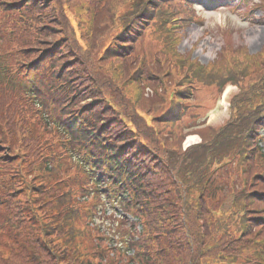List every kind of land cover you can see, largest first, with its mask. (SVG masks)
I'll return each mask as SVG.
<instances>
[{
    "label": "trees",
    "instance_id": "obj_1",
    "mask_svg": "<svg viewBox=\"0 0 264 264\" xmlns=\"http://www.w3.org/2000/svg\"><path fill=\"white\" fill-rule=\"evenodd\" d=\"M132 1L136 3L135 8L139 12L144 11L142 0H108L105 10L98 15L95 22L87 26L82 23L81 18L78 19L75 14H67L65 11L64 33L71 46L77 50L80 57L90 63L92 69L102 68L105 72L97 75L99 83L103 86L104 96L171 167V176L177 182L171 186L175 188L173 196L177 206L173 203L171 194L160 193L154 203L157 212L154 211L151 217L155 227H161L167 232L171 247L161 264H264V225L254 215L263 205L259 198L260 193L264 191V181L259 177L260 168L256 166L250 153L254 144L252 145L253 140L248 134L249 126L255 121L259 125L258 121L264 115V69L255 67L253 74L258 79L248 88L239 83L241 77L248 75H241L236 61L233 68L227 69L228 65L224 60L211 69V77L218 85L232 77L244 90L233 99L232 123L222 128L199 129L201 131L198 134L203 139L202 148L212 155L215 154L214 149L237 146L235 150L247 155L248 159L245 160L244 156H241L244 159L241 160L242 176L236 183H231L226 197L210 204V201L208 203L202 197L206 192L195 177L192 175V181L185 180L179 173L182 157L185 155L181 144L187 133L182 132V139L168 146L167 142H170L172 137H177L169 127H179V122L163 123L161 119H154V112L157 109L162 111L166 95L175 85L183 82L180 79L176 81V77L166 65L156 64L153 74L160 79L152 83L151 87L157 95L147 99L141 83L130 79L128 62L106 61L98 64L90 61V53L103 45L112 25L116 23L114 20ZM102 16L104 18H101ZM108 23L110 25L107 28ZM160 80L164 82L161 83ZM250 82L248 81L246 86ZM161 88L163 93L159 94ZM229 129H232V132H229ZM246 250L247 255L244 254Z\"/></svg>",
    "mask_w": 264,
    "mask_h": 264
},
{
    "label": "rangeland",
    "instance_id": "obj_2",
    "mask_svg": "<svg viewBox=\"0 0 264 264\" xmlns=\"http://www.w3.org/2000/svg\"><path fill=\"white\" fill-rule=\"evenodd\" d=\"M85 7L87 10L89 9V4L87 1L79 2L76 7L72 9V12L77 15L78 7ZM207 17V21L203 25H189L185 29V36L183 41L181 40L177 50L179 52H187L190 53L194 59H199L204 64H208L209 62H215L216 57L217 60L223 56V50L226 48L227 44L225 41H231L232 46H235L239 49H243L244 51L248 50L251 55H255L257 53L264 51V26L260 24L259 18L262 16V13H257L253 16L249 21L244 22L242 20V15H233L231 14V10L228 9L223 12L216 13H208L204 14ZM101 18H104L102 16ZM231 19L232 23V33L223 34V30L225 31L223 26L226 25V22ZM109 23L107 24V28L109 27ZM146 39H141L137 43V47L135 50L136 54L145 53L146 50L149 54L153 51L150 49L151 41H147ZM96 58L100 57L102 54V50H99V47L94 51ZM228 96H225L224 99L220 100V102L216 106H210L214 108L208 115L204 113L203 110H198L197 113H201L202 117L199 123H202L204 119H207V123L212 126H220L222 125L230 116L229 109L227 105L229 104V98L232 94H234L237 89L235 87H228ZM214 92V94H212ZM152 96V95H150ZM206 96V100H203V97ZM218 93L216 90L206 89L202 93H198L196 99H199L205 105H210L213 98L217 97ZM146 98V97H145ZM153 98V97H152ZM151 99V98H149ZM166 108V110H164ZM162 111H165L163 118L164 119H174L176 114V109H171L170 103H166L161 108ZM160 110L157 109L154 112V119H158L161 115ZM150 111H148L149 113ZM192 114V111H191ZM186 120L183 121L179 127H169V130L174 132L177 137L171 141L167 142L168 146L172 143H178L181 140V134L189 133H200L201 130L195 129L192 121V117H185ZM188 129V130H187ZM183 132V133H182ZM183 136V135H182ZM165 137H167L165 135ZM180 138V139H179ZM244 252L245 255L248 254Z\"/></svg>",
    "mask_w": 264,
    "mask_h": 264
},
{
    "label": "bare ground",
    "instance_id": "obj_3",
    "mask_svg": "<svg viewBox=\"0 0 264 264\" xmlns=\"http://www.w3.org/2000/svg\"><path fill=\"white\" fill-rule=\"evenodd\" d=\"M199 137L196 136V134H191V136L187 139V142L185 145H189L191 143H194L196 141H198Z\"/></svg>",
    "mask_w": 264,
    "mask_h": 264
}]
</instances>
